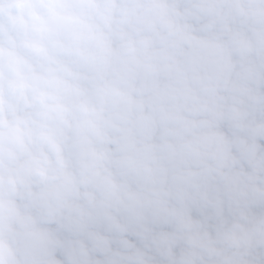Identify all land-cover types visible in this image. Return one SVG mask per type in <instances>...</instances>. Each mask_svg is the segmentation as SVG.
<instances>
[{
  "label": "clouds",
  "instance_id": "1",
  "mask_svg": "<svg viewBox=\"0 0 264 264\" xmlns=\"http://www.w3.org/2000/svg\"><path fill=\"white\" fill-rule=\"evenodd\" d=\"M0 264H264V0H0Z\"/></svg>",
  "mask_w": 264,
  "mask_h": 264
}]
</instances>
